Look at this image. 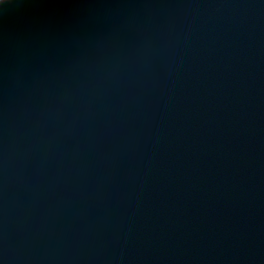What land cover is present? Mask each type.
<instances>
[{"label":"water","instance_id":"water-1","mask_svg":"<svg viewBox=\"0 0 264 264\" xmlns=\"http://www.w3.org/2000/svg\"><path fill=\"white\" fill-rule=\"evenodd\" d=\"M0 264H264V0H0Z\"/></svg>","mask_w":264,"mask_h":264}]
</instances>
